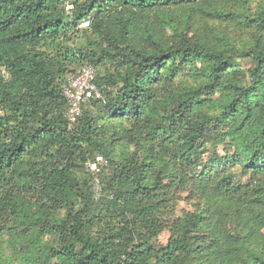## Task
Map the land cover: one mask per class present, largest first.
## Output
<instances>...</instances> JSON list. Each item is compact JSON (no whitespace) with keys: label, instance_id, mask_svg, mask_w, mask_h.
I'll use <instances>...</instances> for the list:
<instances>
[{"label":"trees","instance_id":"1","mask_svg":"<svg viewBox=\"0 0 264 264\" xmlns=\"http://www.w3.org/2000/svg\"><path fill=\"white\" fill-rule=\"evenodd\" d=\"M0 264H264V0H0Z\"/></svg>","mask_w":264,"mask_h":264},{"label":"built area","instance_id":"2","mask_svg":"<svg viewBox=\"0 0 264 264\" xmlns=\"http://www.w3.org/2000/svg\"><path fill=\"white\" fill-rule=\"evenodd\" d=\"M84 27L86 24H83ZM95 71L92 67L82 68L75 76L70 77L63 87V94L68 104L66 119L74 122L78 116L81 106L91 99H100V94L94 83ZM106 160L101 156H96L88 161L84 169L93 181V190L96 195L99 192V175L105 165ZM97 190V192H96Z\"/></svg>","mask_w":264,"mask_h":264},{"label":"rangeland","instance_id":"3","mask_svg":"<svg viewBox=\"0 0 264 264\" xmlns=\"http://www.w3.org/2000/svg\"><path fill=\"white\" fill-rule=\"evenodd\" d=\"M96 192H97V190H96ZM184 208H185L184 204H180L179 209L181 210V209H184ZM167 239H168V234L164 233L163 235L160 236L159 242L160 243H165Z\"/></svg>","mask_w":264,"mask_h":264}]
</instances>
